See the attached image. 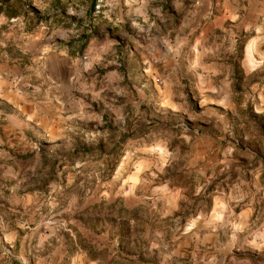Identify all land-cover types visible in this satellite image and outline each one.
Instances as JSON below:
<instances>
[{"label":"rangeland","instance_id":"obj_1","mask_svg":"<svg viewBox=\"0 0 264 264\" xmlns=\"http://www.w3.org/2000/svg\"><path fill=\"white\" fill-rule=\"evenodd\" d=\"M165 1L0 0V264H264V0Z\"/></svg>","mask_w":264,"mask_h":264},{"label":"crops","instance_id":"obj_2","mask_svg":"<svg viewBox=\"0 0 264 264\" xmlns=\"http://www.w3.org/2000/svg\"><path fill=\"white\" fill-rule=\"evenodd\" d=\"M147 2L149 4L150 3H156V4H154V6L159 7L158 8L159 13H157L156 14L157 16L154 17L155 26H156V23H162L163 24L164 22H169V20H166L165 16L162 13L164 11V9L166 8V4H167L165 0H147ZM142 3H145V2L143 1ZM203 7H204L203 11H201V15L202 16L205 15L208 12V10H209V8L207 6V3H203ZM230 17H231V11L229 12V10L225 9L224 13L219 14V16H215L214 20L210 21L209 24L205 23L204 28L205 27L206 28L204 29V33H201L200 37H198V38H200L201 42L197 41L196 46L194 48H192L191 55L195 56L194 58H198V59L204 60L203 56H208V55H210V53H212L211 52L212 50L203 48V46L200 45L202 43V41H205V39H206L204 35L208 34L207 32H208L209 28H214V29L216 28L217 29L219 27H222L230 19ZM127 20L133 22V21H135V18L134 17H127ZM0 21H2V19ZM192 21H194V20H192ZM196 22L197 23L195 25H198V20H196ZM190 33H192V32H190ZM179 34H181V33H179ZM178 36H182V35H178ZM186 36L187 35H184L181 38L185 39ZM1 47H2V42L0 40V51H1ZM214 51H218V49H216ZM183 52H184L183 42L180 43V45H178V44H176L174 46L172 45L170 47V52L169 53H170V55L173 56V58L171 59L172 56H170V58H169L170 61H172L173 64L178 63L180 61V57L184 54ZM219 53H221L223 55L224 54L234 55L235 54V48H233V47H230V48L229 47L219 48ZM245 54H246V61L249 62L250 61V56L252 55V48L251 47L246 48ZM198 59H196V61H192V64H193V67H195V69L196 68H200V70H202L205 73V75L203 77L205 81L206 80L212 81L211 79L215 78L217 75L220 74L218 69L221 68V67H224L223 65L219 64V62L218 63L217 62L216 63H212V64L208 63V64L205 65L204 63L197 62ZM3 66L4 65L0 66V70L2 72V73H0V76L5 75L4 72H5V69H7V68H4ZM242 68L245 69V70L249 69L250 68V64L249 63H244V64H242ZM229 71L230 70H228V72Z\"/></svg>","mask_w":264,"mask_h":264}]
</instances>
